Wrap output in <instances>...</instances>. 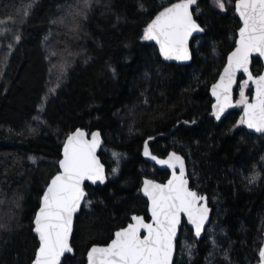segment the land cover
Instances as JSON below:
<instances>
[{"label":"trees","instance_id":"trees-1","mask_svg":"<svg viewBox=\"0 0 264 264\" xmlns=\"http://www.w3.org/2000/svg\"><path fill=\"white\" fill-rule=\"evenodd\" d=\"M174 2L88 0L85 7L84 0H0V20L14 21L0 35V223L7 225L0 229V264L32 263L38 247L33 217L58 171L62 142L77 127L100 130L108 179L84 184L91 203L75 217L74 253L61 264H86L90 246L107 244L132 214L148 218L141 180L163 181L168 172L149 170L141 152L145 141L159 156L183 154L191 187L212 207L211 222L200 241L191 236L195 248L185 261L181 228L188 235L191 229L183 222L174 264H258L264 134H250L238 123L237 105L219 123L209 116V86L240 26L235 0H227L223 11L214 0H196L194 19L205 30L191 40L187 65L165 60L142 39L147 24ZM261 68L252 58V72ZM58 76L61 86L42 103ZM113 153L120 154L115 175ZM253 173L258 177L249 183Z\"/></svg>","mask_w":264,"mask_h":264},{"label":"snow or ice","instance_id":"snow-or-ice-1","mask_svg":"<svg viewBox=\"0 0 264 264\" xmlns=\"http://www.w3.org/2000/svg\"><path fill=\"white\" fill-rule=\"evenodd\" d=\"M226 3L227 0H214L220 10L226 9ZM84 4L87 7L88 0H84ZM195 4L196 0L170 3L147 24L142 39L155 41L159 46V54L165 59L189 60L190 39L194 33H203L205 30L194 19L191 9ZM235 11L242 26L239 28L236 47L229 54L219 81L212 85V95L216 97L213 109L219 120L225 110L233 106L232 89L237 82V73H247V79L239 85L240 99L236 104L243 107V113L238 123L264 134V74L254 77L249 70L253 53L264 56V0H235ZM23 15L27 16L28 11L25 10ZM13 23L11 17L0 20V25L5 26L0 35H6L7 26ZM15 39L18 41L20 37L17 35ZM65 70L61 69L60 75ZM112 71L115 72V69ZM59 81L58 76L55 86L50 87L48 94L42 98V103L46 101L47 95L55 94L61 86ZM250 81L255 85L251 102L245 94ZM87 137L88 133L84 130L76 129L64 142L63 158L59 160L60 171L47 185L34 217L33 230L38 235L39 247L33 264H61L64 254L72 251L70 237L73 217L86 199L83 187L85 181L95 184L104 183L107 179L104 165L96 155L100 133H92L91 139ZM144 155L172 169L171 177L165 184L148 179L143 181L142 191L150 201L151 222H146L142 216H132L133 222L115 231L110 243L94 245L88 251V264H173L177 227L182 215H186L194 226L197 237L203 231L209 212L206 203H202L206 197L190 189L184 158L172 152L167 159H157L149 151L147 141ZM113 157L117 165L112 169L115 175L119 170L120 154L113 153ZM257 177L258 174L253 173L248 178L249 183L255 182ZM6 228L7 225L0 223V229ZM259 258L264 264V248L259 250Z\"/></svg>","mask_w":264,"mask_h":264},{"label":"water","instance_id":"water-1","mask_svg":"<svg viewBox=\"0 0 264 264\" xmlns=\"http://www.w3.org/2000/svg\"><path fill=\"white\" fill-rule=\"evenodd\" d=\"M168 6H169V5H168ZM193 6H194V5H193ZM193 6H192V8H193ZM191 10H192V9H191ZM234 14H235V16L237 17V19H238L239 22H240V26H239V28H240V27L242 26V21H241V19L239 18L238 13H236V11H235V2H234ZM197 23H198V22H197ZM198 24H199V23H198ZM239 28H238L237 31H236V38H235V43H234L233 48L227 53V55H226V59H225V63H224V65H223V67L221 68V70H220V72H219V74H218L216 80H215V81L209 86V95H210V97H211L212 100H213V102H212V104H211V110H210V112H209V116L212 117V118H214V119L216 120V122H218V123H219V122H220L225 116H227V114H228L229 112H231L232 110H234L235 107H236V101H235L234 90L237 88V85H238V78H239L240 76H242V77H243V80L247 79V73H242V72H238V73H237V77H236V81H237V82H236V84L233 85V89H232V100H231V103H232L233 106L227 108V109L225 110V112L221 115V118H220L219 120H217V119H216V116H215V110L213 109V105L216 104V97H214V96L212 95V85L215 84V83H217V82L219 81L220 74H222L223 69H224V67H225L226 64H227V58H228L229 54H230V53L235 49V47H236V40L239 38ZM203 33H204V32H203ZM203 33H199V34H195V33H194V34H193V37L190 39V41H189V51H190V57H191V58H190L189 60H187V61H177V60H175V59L168 60V59H165L162 55H161V56H162L165 60H167V61L177 62V63L182 64V65H187V64H189L190 61H191V59H192V52H191V48H190V42H191L192 39H194L195 37H198V36L202 35ZM150 42H153V43L155 44V46L157 47V49L159 50V46L155 43V41H150ZM252 58H258V59L261 61L262 68H261V71H260L258 74H254V73L252 72V69H251V67H252ZM249 70H250V72L252 73V75H253L254 77L257 76V75L264 74V56H260L258 53H253L252 56L250 57ZM249 86H250V88H251V96H250V98H249V101L251 102L252 97H253V94H254V91H255V85L250 81V82H249ZM242 113H243V107H242ZM243 126L246 128V130H247L248 133H250V134H256V135H261V133H257V132H255L254 129H249V128H247V125H243ZM76 129H82V130H84L86 133H88V137H87L88 139H91V134H92V133H94V132H99V133H100V137H99V139H100V144H99V146H98L97 149H96V155H97L98 159L100 160V162L104 165V168H105V175H106V177H107V179H108V175H107V167H106L105 163L101 160V157H100V155H99V154H100V151H101V149H102V147H103V145H104V139H103V136H102V134H101V132H100L99 129H93V130L89 131V130H87L86 128L77 127V128H75L73 131H71L70 133H68V134L66 135V137L64 138L63 142H62L61 149H60V158H59V160H61V159L63 158V147H64V142H65L66 139H67V136L70 135L71 133L75 132ZM144 144H145V142H144ZM144 144H143L142 151H141V152H142V157H143V159H144L146 162H148L149 164L153 165L157 170H160V171H167V172H168V175H167V177L165 178V180H163V181H159V180H157V179H155V178H152V177H150V176H144V177L142 178V180H141V184H140V188H139V191H140V194H141V195L147 200V203H148L147 216H148V218H145V216L142 215V214H132V215L130 216V220H129L128 223L133 222V221L131 220V217L134 216V215H135V216H142V217H144V219H145L146 222H149V223L151 222L150 201H149L148 197H147V196L143 193V191H142V188H143V181H144L145 179H148V180L156 181L157 183L165 184V183H167V180L171 177V174H172V169H171L170 167H168L167 165H161V164H159L156 160H152V159H151V156H145V155H144ZM148 146H149V145H148ZM149 151L151 152L152 155L156 156L157 159H167V158H168V155H169L170 153H172V152H175V153H177L178 155L182 156V157L184 158V162H185V171H186V177H187V179H188V181H189V187H190L191 190L196 191V190H195L194 188H192L191 185H190V180H189V176H188V166H187V161H186V158H185V156H184L183 154H181L180 152H177V151H175V150H170V151H169L168 153H166L164 156H159V155H157V154L152 153L150 147H149ZM59 160H58V171H57L55 174H53V175L51 176V178L49 179L48 183L46 184V186H45L44 189H43V192H42V194H41V197L43 196L44 191H45L47 185L49 184L50 180L52 179V177L55 176V175L60 171V169H59ZM177 171H178V168H177ZM107 179H106V181H107ZM106 181H105V182H106ZM105 182H104V183H105ZM85 183H88V184L91 185V186H96V185L104 184V183H100V182H96L95 184H93L91 181H85ZM85 183H84V184H85ZM83 187H84V185H83ZM84 191H85V193L87 194V195H86V198H87L88 193H87V191L85 190V188H84ZM196 192H197V191H196ZM198 194H199V193H198ZM199 195L206 197V201H203L202 203H206V206H207V208L209 209V212H208V220L205 222L204 229H203V231L201 232L200 236L197 237L196 234H195V228H194V226L191 225V223L188 221L186 215H182V217H181V223H180V225H178V227H177V236H176V239H175V250H174V254H173V264H174V260H175L176 253H177V240H178V238H179V235H180V228H181V226L183 225V222L186 224V226H187L188 228L191 229L192 236H193V238H194L196 241H200V240L203 238V236H204V234H205V231H206L207 227L209 226V224H210V222H211L212 207H211V206L209 205V203H208V197H207L206 194H199ZM41 197H40L39 206H38L36 212L38 211V209H39V207H40ZM85 200H86V199H85ZM85 200L81 202V206H80L79 210L77 211L76 214H74L72 229H74V221H75V217L79 214L80 209H81L82 205L84 204ZM36 212H35V214H36ZM35 214H34V217H35ZM34 217H33V221H34ZM33 221H32V223H33ZM128 223H127V224H128ZM127 224H126V225H127ZM126 225H125V226H126ZM123 227H124V226H123ZM33 229H34V223H33ZM117 230H118V229H117ZM117 230H116V231H117ZM32 231H33V234L36 236V238H37V240H38V247H39V239H38V235L34 232V230H32ZM72 233H73V230H72ZM114 233H115V232H114ZM71 237H72V234H71ZM71 237H70V245H71ZM113 237H114V234H113ZM113 237H112V238H113ZM108 243H110V241H109ZM108 243H107V244H108ZM94 245L104 246V245H106V244H94ZM94 245L90 246V248L88 249V251H89ZM38 247H37V249H38ZM71 248H72V246H71ZM261 248H264V228H263V232H262V240H261V244H260L259 250H260ZM37 249H36V251H37ZM259 250H258V253H257V258H258V264H261V260H260V258H259ZM88 251H87V253H86V264H88V260H87V254H88ZM73 253H74V251H73V248H72V251H71V252H66V253L64 254L63 257H65L66 255H72ZM63 257H62V258H63ZM34 258H35V256H34ZM62 258H61V262H62ZM33 260H34V259H33ZM31 264H33V261H32Z\"/></svg>","mask_w":264,"mask_h":264},{"label":"rangeland","instance_id":"rangeland-1","mask_svg":"<svg viewBox=\"0 0 264 264\" xmlns=\"http://www.w3.org/2000/svg\"><path fill=\"white\" fill-rule=\"evenodd\" d=\"M220 10V9H219ZM221 11H223V10H221ZM243 81V80H242ZM241 81V82H242ZM239 85L240 84H238L237 85V91H238V97L235 99L236 100V102L240 99V95H239V93H240V87H239ZM247 92H248V88H246L245 89V94H246V96H248V98H249V95L247 94ZM237 105V104H236ZM237 106H240V105H237ZM241 108H242V106H240ZM149 170L151 171V172H154V170H157L153 165H149ZM84 204H85V206L86 207H88L90 204L88 203V201H85L84 202ZM211 229V228H210ZM208 234H211V233H209L208 232ZM191 236H192V232L188 235L185 231H184V229H183V227L181 228V240H182V242H181V245H180V247H179V250H180V252H181V256H182V261H185V259L186 258H188V256L190 255V253H189V246L191 247V251H193V249L195 248V245L192 243V241H191ZM192 238H193V236H192ZM213 237H212V235H210V237H209V239H212ZM194 239V238H193ZM195 240V239H194Z\"/></svg>","mask_w":264,"mask_h":264}]
</instances>
